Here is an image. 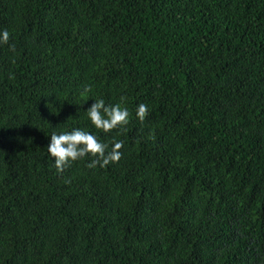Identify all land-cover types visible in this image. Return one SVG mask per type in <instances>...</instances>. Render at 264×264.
I'll use <instances>...</instances> for the list:
<instances>
[{"label": "trees", "instance_id": "1", "mask_svg": "<svg viewBox=\"0 0 264 264\" xmlns=\"http://www.w3.org/2000/svg\"><path fill=\"white\" fill-rule=\"evenodd\" d=\"M5 29L0 264H264V0H0ZM75 128L120 161L59 173Z\"/></svg>", "mask_w": 264, "mask_h": 264}, {"label": "clouds", "instance_id": "2", "mask_svg": "<svg viewBox=\"0 0 264 264\" xmlns=\"http://www.w3.org/2000/svg\"><path fill=\"white\" fill-rule=\"evenodd\" d=\"M9 39L10 34L7 29L0 32V43L7 44ZM87 115L96 129L109 133L118 127L126 126L129 123L130 113L127 108H122L120 104L106 106L104 100L100 99L95 100L87 109ZM136 115L143 122L148 115L147 105L140 104ZM122 147L123 142L117 141L114 142L109 151V146L99 141L95 135L75 128L60 134L52 133L47 150L54 158L57 171L63 173L66 168L70 167L72 162L83 159L89 154L95 157L88 164L89 168H94L97 165L106 167L110 163L119 162L122 158V152L120 151Z\"/></svg>", "mask_w": 264, "mask_h": 264}]
</instances>
